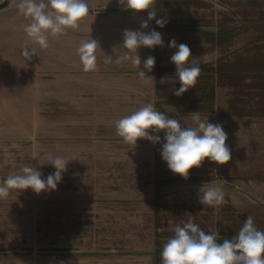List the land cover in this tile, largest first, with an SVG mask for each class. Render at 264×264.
<instances>
[{
    "label": "rangeland",
    "instance_id": "rangeland-1",
    "mask_svg": "<svg viewBox=\"0 0 264 264\" xmlns=\"http://www.w3.org/2000/svg\"><path fill=\"white\" fill-rule=\"evenodd\" d=\"M226 15L230 14H222ZM204 16L209 19L211 13ZM145 20L148 15L111 21L109 27L96 30L95 33H100L93 39H100L110 45L106 47L116 50L118 46L111 44L120 40L123 45L125 29L149 31L150 20L147 29L141 28ZM212 31H206L208 36L162 31L164 47H161L160 63L155 62L151 72L175 67L170 58L176 49L168 47L173 38L177 44H186L198 52L200 59L195 63L205 66L201 73L234 71V78L217 79L212 84L216 89L222 86L217 100H223L224 106L217 109L216 119L210 123H220L227 136L251 131L261 136L264 134V31L233 30L237 34L232 41L225 33L216 36L218 30ZM217 41L223 44L220 46ZM122 45L118 48L125 50ZM146 48L138 49L142 64L149 56ZM245 54L250 59H245ZM50 64L58 77L37 80L29 84L31 87H26L18 76L0 75V183L9 175L20 173L25 165L36 167L46 179L56 171L50 164V155L68 161L55 190L37 194L32 189H12L6 198H0V264H60L61 261L152 264L151 257L104 258L88 253L153 251L157 220L163 232H172L175 225L183 226L189 219L199 227L202 224L213 230L216 225L219 230L222 225V232L225 229L238 232L250 215L258 230L264 231V204L239 205L238 213L228 218L229 196L235 194L236 188L239 193L246 189L245 182H238V186L244 187L241 189L232 181L236 172L246 175L238 167L244 168L242 161L232 162V157L227 164L219 165L205 160L201 167L191 169L190 174L201 173L204 177L212 171L214 176H208L212 181L178 182L158 193L154 183L156 168L173 173L160 154L165 133L159 135L157 159L152 142L140 139L134 146L116 133V121L146 104L177 120L185 114V109L195 112L186 106L200 100L201 91H194L201 86V78L210 81L209 75H201L194 87L175 96L172 93L180 87L178 78L159 77L156 86L155 76H150L154 79L147 83L138 74L120 76L129 65L119 71L112 70L113 73L85 72L79 56L77 60H55ZM182 120H179L182 126H194L193 121ZM229 139L226 145L231 150ZM204 183L222 188L225 203L216 207L199 203L198 189ZM253 191L254 195H264V188ZM229 220L237 223L224 227Z\"/></svg>",
    "mask_w": 264,
    "mask_h": 264
},
{
    "label": "clouds",
    "instance_id": "clouds-1",
    "mask_svg": "<svg viewBox=\"0 0 264 264\" xmlns=\"http://www.w3.org/2000/svg\"><path fill=\"white\" fill-rule=\"evenodd\" d=\"M155 0H117L124 10L134 13L147 12L148 20L141 24V28H148V21L155 19L157 14L150 8ZM17 8L20 14L30 23L23 28L32 45L40 49L49 47V37L66 34L68 29H77L80 22L88 16L89 6L86 0H19ZM166 21L156 19L157 26L163 28ZM98 41L89 38L82 40L77 47V55L85 72L97 69L96 50ZM164 47L160 32H150L125 29L122 48L126 51L116 59L117 64L130 61L138 68L139 78L147 83L154 79L140 70L141 58L138 49L147 47ZM168 47L176 49L170 58L176 67L180 87L173 90V95L181 96L194 87L201 69L191 57L188 45L177 44L173 38ZM36 48L25 46L22 55L31 60ZM107 56L105 63L111 62ZM155 66V57L149 55L143 61V68L150 72ZM194 126H182L177 119L169 117L165 112L156 110L152 104H146L130 115L116 121V133L126 143L136 145L140 139L153 144L161 142L159 132L165 133L161 149L162 159L168 169L184 179L189 178L191 169L199 168L205 160L224 165L231 160V150L226 145L228 139L220 123H210L202 120L198 112L191 113ZM151 130V134L150 131ZM50 164L56 169L54 173L43 178V173L34 166L25 165L20 173L9 175L0 183V198H6L10 190L32 189L35 193L55 190L62 180V173L66 170L68 161L63 157L49 156ZM198 200L202 205L212 207L225 203V193L218 186L209 183L202 184L198 189ZM174 233L163 244L161 264H264V231L258 230L252 216H248L238 234L232 239H224L217 243L218 232H208L189 219L186 223L175 225ZM60 264H64L63 261Z\"/></svg>",
    "mask_w": 264,
    "mask_h": 264
},
{
    "label": "crops",
    "instance_id": "crops-1",
    "mask_svg": "<svg viewBox=\"0 0 264 264\" xmlns=\"http://www.w3.org/2000/svg\"><path fill=\"white\" fill-rule=\"evenodd\" d=\"M8 1L9 0H0V8ZM45 2L47 3V0H45ZM86 2L89 6V14L80 22L79 28L68 29L66 34L55 38L50 36L49 47L47 49H40L38 45H32L28 40L23 28L26 24L30 23V20L19 13L17 8L19 0H12L7 7H3L0 10V75H5L2 77L18 76L20 81L26 84V87H31V85H29L30 83L34 84V82L40 79L45 80L46 77H53V79H56L58 75L52 72L51 68L54 67L50 64L51 61L77 60L78 55L76 50L80 42L83 39L96 37L95 34L98 35V33H100L99 31L95 33L96 30L109 27L111 21L124 19L126 17H138V19H140L148 15L146 11L134 13L130 10H124L123 7L117 3V0H86ZM223 5L229 8H222ZM150 10L155 11L157 16L155 19L150 20L152 25L148 32L154 29L160 33H162V31L185 32L208 36L210 34L209 32L206 34L207 30H210V32L214 30L212 31L214 33H216L215 30H218L216 36H222L223 33H225L232 41L233 36L237 34V32H232L233 30L264 31V0H155ZM206 12L211 13L209 19L204 16ZM223 13H229L230 15L222 16ZM156 19H164L166 21L165 26L163 28L157 26ZM225 30H227V32ZM247 35L248 34H245V36ZM97 41L99 46L95 53L97 57L96 70H105L113 73L112 70L119 71L122 67L124 68L126 66L125 68H127L129 65L130 67L127 68V72H120V76H136L138 74V68L133 66L130 61H125V65L115 62L116 59L122 56L126 51L118 48L122 45L120 40L117 44H111V46H118L116 50H113L112 47H106L110 45L108 43L103 44L100 39ZM218 43L220 46L223 44L222 41H217V44ZM231 44L234 43L231 42ZM199 45H201V43H199ZM247 45L248 44H246L245 47H247ZM25 46L36 48L35 55L32 56L31 60H27V58L22 55V50ZM190 49L191 57L199 61V55L196 54L198 52L192 51L191 47ZM146 52L155 57V62H157V64L160 63L161 47L157 46L154 49L146 48ZM107 56L112 57L109 63H105ZM245 56V59H250L247 57V54H245ZM229 59L236 60L237 56H229ZM198 65L201 71L205 69V66ZM140 70H146L143 68L142 62ZM146 75L155 76L157 78L156 86L159 84V77L178 78L175 67L156 69L153 70V72H146ZM201 75H209L210 81L206 82L205 79L201 78V86L197 87V90H193L194 93L201 91V98L195 103L189 102L186 108H190L191 106L193 111L200 114L202 120L208 119L210 122L216 119L217 109L219 108L218 110H220L224 106L223 100L219 102L217 100V94L221 93V91L218 92V90L222 89V86L219 85L216 89L212 87V84L217 79H231L234 78L235 75L234 71L229 73L200 72L198 77H201ZM16 81L17 83L19 82L18 79H16ZM6 88L9 87L7 86ZM8 91L11 92V90ZM22 91H25V89ZM182 99L185 100L184 97H182ZM178 119L181 121L184 119L187 123L192 122L190 110L186 112L185 109V114L178 116ZM161 132H159L158 135H160ZM228 138H230L228 141H230L231 150L232 147L234 148V152L231 154V158L233 157L234 159L231 161L235 163L242 161L244 163V168H242V166L238 167L244 169L246 172V175H239L238 172H236V175L232 178L235 185L241 189L244 187L241 185L238 186V182H245L246 189L245 192L239 193L236 188L235 194L229 196L230 211L228 218H230L235 216L236 212L238 213L239 205L253 206L254 204H264V195H254L255 192L253 191L254 188H264V134L258 136V134L253 131H251L250 134L244 133V135L242 133H232ZM154 147L155 159H157L159 157L158 144H154ZM240 158H243V160H240ZM205 174L207 175L203 177L201 173H193L189 174L188 179H184L179 175L164 172L156 168L154 177L155 188L156 191L160 193L178 182L201 183V180H210L208 176H214L212 171ZM232 211L235 212L233 215ZM156 217L158 218V216ZM232 222L237 223L234 220H229V224H225L224 227H232ZM221 227H219L218 230V226L215 225L212 230L201 224L200 229L204 230L206 233L217 231V243H223L224 239L230 240L238 234L237 229L235 231L225 229V232H222L220 229ZM173 235V232L160 231L157 220L153 251L126 253L95 252L88 253V255L104 258L119 256L136 258L151 257L152 264H161L160 253L163 244Z\"/></svg>",
    "mask_w": 264,
    "mask_h": 264
},
{
    "label": "trees",
    "instance_id": "trees-1",
    "mask_svg": "<svg viewBox=\"0 0 264 264\" xmlns=\"http://www.w3.org/2000/svg\"><path fill=\"white\" fill-rule=\"evenodd\" d=\"M12 2V0H9L3 7H7L10 3ZM2 7V8H3ZM2 8H0V10L2 9Z\"/></svg>",
    "mask_w": 264,
    "mask_h": 264
}]
</instances>
